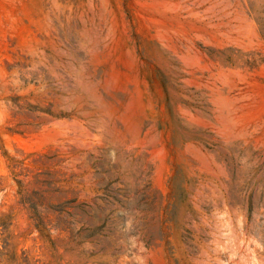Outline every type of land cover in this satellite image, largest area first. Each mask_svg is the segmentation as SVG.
Masks as SVG:
<instances>
[{
  "label": "rangeland",
  "instance_id": "1",
  "mask_svg": "<svg viewBox=\"0 0 264 264\" xmlns=\"http://www.w3.org/2000/svg\"><path fill=\"white\" fill-rule=\"evenodd\" d=\"M0 264H264V0H0Z\"/></svg>",
  "mask_w": 264,
  "mask_h": 264
}]
</instances>
